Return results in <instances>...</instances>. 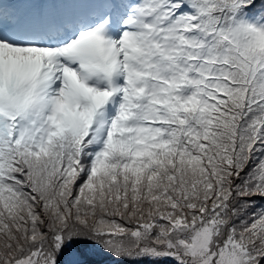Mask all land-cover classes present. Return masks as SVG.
Instances as JSON below:
<instances>
[{
	"label": "snow or ice",
	"instance_id": "1",
	"mask_svg": "<svg viewBox=\"0 0 264 264\" xmlns=\"http://www.w3.org/2000/svg\"><path fill=\"white\" fill-rule=\"evenodd\" d=\"M0 264H264V0H0Z\"/></svg>",
	"mask_w": 264,
	"mask_h": 264
}]
</instances>
